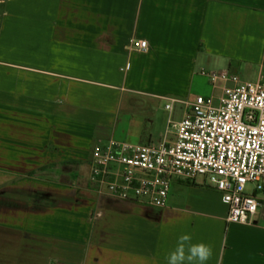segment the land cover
I'll return each mask as SVG.
<instances>
[{"label": "crops", "instance_id": "crops-1", "mask_svg": "<svg viewBox=\"0 0 264 264\" xmlns=\"http://www.w3.org/2000/svg\"><path fill=\"white\" fill-rule=\"evenodd\" d=\"M202 69L264 80V0H0V264H167L184 233L206 264H264V208L227 222L206 179L163 206L88 179L95 143L169 142L233 84Z\"/></svg>", "mask_w": 264, "mask_h": 264}, {"label": "built area", "instance_id": "built-area-1", "mask_svg": "<svg viewBox=\"0 0 264 264\" xmlns=\"http://www.w3.org/2000/svg\"><path fill=\"white\" fill-rule=\"evenodd\" d=\"M132 44L144 49L146 40ZM201 73L233 84L222 88L217 101L195 95L183 116L170 123L169 142L95 143L88 173L95 192L163 206L172 177L193 180L203 175L226 202L227 222L249 221L264 208L255 194L264 176V80H240L226 70ZM248 181L252 191L244 190Z\"/></svg>", "mask_w": 264, "mask_h": 264}, {"label": "clouds", "instance_id": "clouds-1", "mask_svg": "<svg viewBox=\"0 0 264 264\" xmlns=\"http://www.w3.org/2000/svg\"><path fill=\"white\" fill-rule=\"evenodd\" d=\"M243 39L252 42L254 36H244ZM213 250L211 245L204 242H192V236L188 233L181 234L176 242L174 250L166 257L167 264H206L211 259Z\"/></svg>", "mask_w": 264, "mask_h": 264}, {"label": "rangeland", "instance_id": "rangeland-1", "mask_svg": "<svg viewBox=\"0 0 264 264\" xmlns=\"http://www.w3.org/2000/svg\"><path fill=\"white\" fill-rule=\"evenodd\" d=\"M243 80H244V78H242ZM215 101V100H214ZM195 180H197V181H201V180H205V177L203 176V175H197L196 177H195ZM252 186H253V184L250 182V181H248L246 184H245V186H244V190L245 191H252ZM65 218V217H64ZM71 222V221H70ZM10 233V236H8V239H10V238H15V236H13L11 233V231L9 232Z\"/></svg>", "mask_w": 264, "mask_h": 264}]
</instances>
